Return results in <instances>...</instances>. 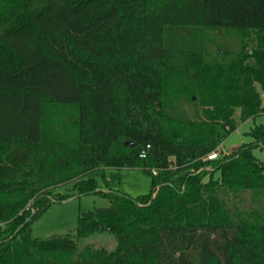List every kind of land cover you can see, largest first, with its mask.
<instances>
[{"label":"trees","instance_id":"1","mask_svg":"<svg viewBox=\"0 0 264 264\" xmlns=\"http://www.w3.org/2000/svg\"><path fill=\"white\" fill-rule=\"evenodd\" d=\"M258 84L264 0H0V264H264V200L242 202L264 194V127L204 158L264 112ZM105 166L149 190L104 189ZM90 192L109 204L76 238L106 229L114 249L32 234Z\"/></svg>","mask_w":264,"mask_h":264},{"label":"rangeland","instance_id":"2","mask_svg":"<svg viewBox=\"0 0 264 264\" xmlns=\"http://www.w3.org/2000/svg\"><path fill=\"white\" fill-rule=\"evenodd\" d=\"M258 89L264 103V85L258 84ZM259 124H262L264 127V112L242 121L236 129L222 137L219 145V156L232 151L237 145L243 142L253 140L254 137L250 133V130ZM252 152L258 159H264L263 145L258 144L253 146ZM91 174L98 176L102 181L104 180L102 182L104 189H116L131 196L145 193L150 187V175L135 167L105 166L96 168ZM214 175L218 176L219 172L216 171ZM64 187L66 186L60 185L55 189H63ZM242 199L244 204L247 205L250 201L254 202L253 207H258V205L260 206L259 199L264 200V194L247 192L243 193ZM108 204L109 198L100 192L75 194L67 199L52 202L31 221L32 234L41 237L50 236L54 233L68 234L76 238L78 215L83 211ZM76 240L79 247L91 246L114 249L116 245L113 232L106 229L91 232L76 238Z\"/></svg>","mask_w":264,"mask_h":264},{"label":"built area","instance_id":"3","mask_svg":"<svg viewBox=\"0 0 264 264\" xmlns=\"http://www.w3.org/2000/svg\"><path fill=\"white\" fill-rule=\"evenodd\" d=\"M145 152L142 151L141 155H144ZM220 154L219 152V146L213 150H211L210 152H208L204 158H209V159H212V158H216L218 157ZM152 172L155 173L156 172V169L155 168H152Z\"/></svg>","mask_w":264,"mask_h":264},{"label":"water","instance_id":"4","mask_svg":"<svg viewBox=\"0 0 264 264\" xmlns=\"http://www.w3.org/2000/svg\"><path fill=\"white\" fill-rule=\"evenodd\" d=\"M127 143L131 144V142L127 141Z\"/></svg>","mask_w":264,"mask_h":264},{"label":"crops","instance_id":"5","mask_svg":"<svg viewBox=\"0 0 264 264\" xmlns=\"http://www.w3.org/2000/svg\"><path fill=\"white\" fill-rule=\"evenodd\" d=\"M262 102H263V100H262Z\"/></svg>","mask_w":264,"mask_h":264}]
</instances>
